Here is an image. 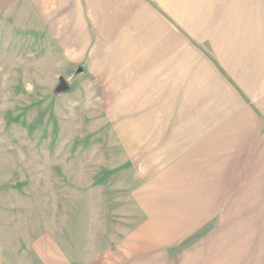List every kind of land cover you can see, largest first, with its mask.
<instances>
[{
  "label": "rangeland",
  "instance_id": "1",
  "mask_svg": "<svg viewBox=\"0 0 264 264\" xmlns=\"http://www.w3.org/2000/svg\"><path fill=\"white\" fill-rule=\"evenodd\" d=\"M64 5L0 0V264H264V151L212 144L208 50L166 70Z\"/></svg>",
  "mask_w": 264,
  "mask_h": 264
},
{
  "label": "crops",
  "instance_id": "2",
  "mask_svg": "<svg viewBox=\"0 0 264 264\" xmlns=\"http://www.w3.org/2000/svg\"><path fill=\"white\" fill-rule=\"evenodd\" d=\"M64 6L74 15L72 29L127 31L138 41L130 45L146 46L148 55L160 48L166 70L184 71L186 42L201 55L206 48L212 59L203 56L208 77L200 83L209 88L203 93L212 104V144H227L225 158L235 160L264 151V0H189L187 7L185 0H65ZM166 73L168 81L181 77ZM239 162L230 163L232 172Z\"/></svg>",
  "mask_w": 264,
  "mask_h": 264
},
{
  "label": "water",
  "instance_id": "3",
  "mask_svg": "<svg viewBox=\"0 0 264 264\" xmlns=\"http://www.w3.org/2000/svg\"><path fill=\"white\" fill-rule=\"evenodd\" d=\"M69 86L66 82V80H62L60 85L57 87V92L58 93H64V92H67L69 90Z\"/></svg>",
  "mask_w": 264,
  "mask_h": 264
}]
</instances>
